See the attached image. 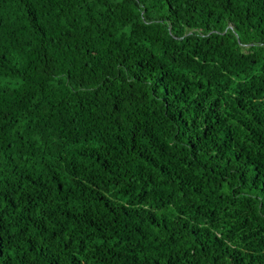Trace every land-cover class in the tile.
I'll use <instances>...</instances> for the list:
<instances>
[{"label": "trees", "instance_id": "obj_1", "mask_svg": "<svg viewBox=\"0 0 264 264\" xmlns=\"http://www.w3.org/2000/svg\"><path fill=\"white\" fill-rule=\"evenodd\" d=\"M0 264H264V0H0Z\"/></svg>", "mask_w": 264, "mask_h": 264}]
</instances>
